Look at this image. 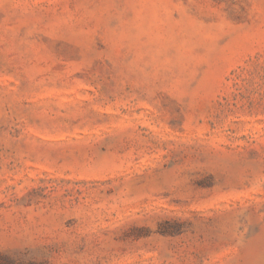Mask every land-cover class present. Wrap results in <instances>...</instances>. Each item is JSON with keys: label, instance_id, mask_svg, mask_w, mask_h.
Listing matches in <instances>:
<instances>
[{"label": "rangeland", "instance_id": "374dc122", "mask_svg": "<svg viewBox=\"0 0 264 264\" xmlns=\"http://www.w3.org/2000/svg\"><path fill=\"white\" fill-rule=\"evenodd\" d=\"M0 264H264V0H0Z\"/></svg>", "mask_w": 264, "mask_h": 264}]
</instances>
